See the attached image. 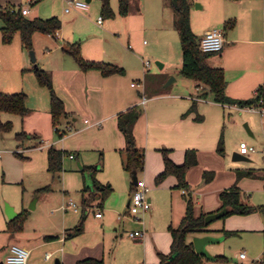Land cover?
<instances>
[{
  "label": "crops",
  "instance_id": "1",
  "mask_svg": "<svg viewBox=\"0 0 264 264\" xmlns=\"http://www.w3.org/2000/svg\"><path fill=\"white\" fill-rule=\"evenodd\" d=\"M197 1L199 0H193L191 28L199 40H202L207 32L217 28L218 23L224 28L229 21H235L233 29L224 31L225 47L223 51L213 55L207 63L213 68L224 70L227 95L230 98L235 100L252 99L258 87L264 86V0H222L224 11L220 19L213 20L205 26L200 25L207 21V18L205 16L199 18L197 15L202 7L197 4V9H194ZM35 4L36 2L32 3V5ZM165 4H163L162 10L157 5L154 6V23L160 29L169 27L170 20L174 23V13ZM33 11L28 18H40L36 17L38 14L31 17ZM88 11L75 9H71L68 13L65 11L66 15L76 13L71 21L73 30L80 29L81 17ZM138 14L140 15L141 11ZM165 14L166 16H163ZM130 16L131 13L123 18L128 20ZM67 22L69 21L64 17L62 28L56 35H45L54 39L56 41L54 44L57 45L53 64L51 63L52 68L43 70L50 73L53 87L64 102L66 111L70 114V117L63 121L61 129L67 130L70 127L71 131L62 139L57 137L50 113L49 91L41 87L37 80L32 83V80L25 79L23 76L21 83L7 85L11 89L20 87L28 96L29 114L24 118L18 117L14 120V125H18L21 132L31 135V138L16 143L19 153L25 160L23 175L30 173L29 186L34 191L51 186L49 193L35 196L36 200L29 210L34 212L39 208L48 207L53 215L60 212L58 215L60 221L50 217L41 227L40 220H36L35 216L33 217L32 213H29L22 232L10 234L6 230L3 248L0 244V264H4L12 245L20 246L30 252L28 264H41L42 260L34 261V253L38 249L56 244L61 245L56 249V252H62L60 260H57L59 264H76L87 258L102 259L106 264L105 238L103 235L96 234L94 229L88 227V224L84 227V232L81 235L68 238L73 229L79 225H75L77 218L72 217V215H79V207L76 203L77 211L71 208L65 209V207L72 197L77 198L82 206V190L85 186L92 185L90 174L85 171L90 167H98L101 172L99 171L100 173L97 175V181L102 185H109L113 189L103 208H97L95 205V208L90 211L94 212L97 226L103 227L104 223H120L124 226L127 222L131 225L134 224L133 228L137 230L135 232L145 233L143 243L146 251L143 264H158L159 254L169 255L171 253L170 227L177 228L180 225L187 209L183 191L175 189L177 184L175 177L167 178L160 186L155 184L156 177L164 170L161 150H169L171 159L178 165L184 163L187 151H196L198 165L187 173L190 192L196 204L195 217L217 213L222 208L221 192L233 186L237 179L236 171L245 168L244 166H233L230 156L222 157L217 153L222 127L226 122L227 115H231L228 111L233 108L215 103L210 94L206 99L199 98L203 87L199 88L198 83L190 79L184 81L189 87L184 92L181 89L173 91L168 89L169 86L165 88L166 91H162L163 94L160 93V90H155L153 91L155 94L148 97L138 90L141 87L140 84L132 86L134 83L127 81L125 76L103 77L100 72L96 71L82 72L74 59L63 52V48L67 44L80 43L82 55L89 61L104 62L119 67L124 65L121 60L123 58L118 56V49H110L105 46L102 39L92 38L82 42L80 38V42H75L79 35L77 30L67 38L68 40L63 39V36L66 37L64 30ZM2 28L3 23L0 24V31ZM37 35L39 34H36L34 38ZM57 41L62 42L57 43ZM180 60L182 64V58ZM169 63L171 62L165 60L162 69L166 68ZM146 72L147 70L144 68V78ZM143 97L148 99L145 105L142 104ZM133 106L143 109V115L135 126L134 134L137 147L145 151L144 170L138 173L136 178L124 169L122 150L125 148V141L117 126L118 115ZM193 106L195 110H191ZM198 117L201 120H196ZM0 139L4 141L5 135H0ZM50 147L67 153L63 160V171L57 176H53L48 171V150ZM0 151L6 152V150ZM71 155L74 158H71ZM245 158L247 160L241 161H248V157ZM233 161L235 160L233 159ZM205 171L215 172L216 177L213 182L204 183L203 174ZM136 180L145 181L151 190L149 198L152 206L151 210L145 214H151L150 219H158L163 215L162 222H160L163 224V230L160 232L135 216L142 214L131 207V195L133 187L136 186ZM238 186L242 191L243 201L251 204L253 203L252 198L248 194L263 192L264 180L244 178L239 181ZM98 209L102 211V218L95 216ZM14 210L16 211V209ZM262 215L258 213L244 217H229L221 226L211 223L208 228L210 233L192 234L189 236V242H193L195 237L207 235L222 237L221 242H223L228 238L223 231L253 234V236H259L262 241L264 239ZM166 227L167 232H165ZM218 244L209 245L212 246L210 247L212 250L209 246L207 250L213 257L227 258L229 260L227 264H232L241 252H246L240 250V252L233 253L229 259L225 255L226 250L217 246ZM256 253L255 256H258ZM46 254L42 264H46L52 259V257L49 260L46 259Z\"/></svg>",
  "mask_w": 264,
  "mask_h": 264
},
{
  "label": "rangeland",
  "instance_id": "2",
  "mask_svg": "<svg viewBox=\"0 0 264 264\" xmlns=\"http://www.w3.org/2000/svg\"><path fill=\"white\" fill-rule=\"evenodd\" d=\"M119 1L120 0H111V7L115 13V17L108 19L102 14L101 0H91L88 13L86 12V14L81 17L82 23L79 24V30H73L71 28V21L76 13L66 15L65 9L68 5L67 2L63 0H41L35 5H32V3L36 2V0H0V5L2 7L15 5L16 9L29 8L31 11L34 10L31 17L37 14L36 17L42 19L57 16L62 21H64L65 17L66 20L69 21L66 23L64 30V35L66 37L63 36V39L65 40H68L67 38L76 32V30L79 31V35L75 39V42H80V38L82 42L92 38L102 39L105 46L110 49L119 50L118 56H121L120 58H123L121 60L124 62V65L119 67L125 69L126 74L124 76L127 78V81L134 83L136 86L140 84L141 87H139L138 90L145 93L148 97H152V95L155 94L153 93L155 90H160V93L166 91L165 84L171 78H174L177 82L173 83L168 89L173 91L181 89L183 90L182 92H184L185 89L189 87L185 84L186 82H184L187 81L186 78L180 73L182 67L180 60L182 58V51L179 34L172 20H170V25L166 29H160L154 23V6L157 5L158 8L162 10L163 4L166 3L165 5L168 6L167 0H130L131 16L128 20L119 14ZM197 4L202 7L197 12L199 18H203V16L207 18V21L202 24L200 23V26H205L213 20L220 19L224 11L222 0H199L195 3L194 9H197ZM139 11H141L140 15L138 14ZM163 16H166V14ZM100 17L104 18V22H99ZM195 20L197 19L195 18ZM1 23L2 21L0 20V24ZM217 28L223 29L220 23H218ZM2 37L3 32L0 31V91L8 94L24 92L20 87L11 89L8 88L7 85L9 83H21L23 76L25 79L28 78L32 80V83H35L37 80L33 72L35 66L41 69L52 68L53 59L56 55L55 48L57 44H54L56 41L45 35L39 34L36 38H34L35 36L33 37L32 49L28 50L23 46L19 33L14 35L11 44H4ZM60 42L62 41H57V43ZM129 46L131 48H129ZM49 51L52 52L49 53ZM31 52L35 53L36 63H33L31 60ZM165 60L171 63H169L166 68L160 69L156 63L159 62L165 65ZM146 62L151 64L150 68L145 66ZM144 68L147 70L145 78L143 74ZM228 112L231 115H227L226 122L221 130L225 155L230 156V161L233 166H244L245 168L242 170L253 169L256 172L264 173V124L261 117L255 113L236 111L235 109L229 110ZM16 119H18V116L7 113L1 114V121L3 123L11 122L13 124V131L4 134V141L0 139V150H6V152H3V159L0 160L1 248H3L5 244L3 243L5 242L4 235L7 233L6 229L10 222L5 214L6 205L16 209L15 212L17 215L22 214L24 211L32 213L36 220H40L41 227L44 226L45 221L50 219V217L60 221L58 216L60 212L53 215L50 213V208L48 207L39 208L34 212L29 210L30 206L36 200L35 196L37 195H35V191L30 189L31 186H29L30 173L29 175H23L25 172V160L16 155L20 152L16 144L18 143L16 135L21 133L20 127L14 125V120ZM66 131L68 134L71 129L68 127ZM242 142L247 143L250 147H255L257 152L250 155L248 161H233L234 154L238 153ZM100 172H98L97 175ZM45 194L47 193L41 194V196ZM248 195L252 198L253 203H251V205L264 207V191L252 192ZM71 201L76 203L79 207V215H72L74 219L77 218L76 225L81 221L82 206L79 204L77 198L72 197ZM126 210L127 207L124 211L126 212ZM137 212L142 213L135 216L139 217L140 220L142 219L143 223L152 225L157 232L163 230V224H160L163 215L158 217V219H150L151 214L146 215L145 212L141 210H137ZM258 213L263 214L262 217L264 219V212ZM164 216L166 217V215ZM227 218L219 219L213 222V224L221 226ZM87 224L89 228L94 229L96 234L103 235L105 238L106 264H143L146 251L143 241H134L129 238L131 232L137 231L133 228L134 224L131 225L127 222L124 226L120 223H104L103 227H98V223L94 220V212L88 213L84 227L87 226ZM167 231L168 229L166 227L165 232ZM60 246L61 245L56 244L38 249L33 255L34 261L42 260V264L45 254L51 253L52 259L46 264H56V261L60 260L62 256V252H56V249ZM217 246L226 250L225 255L229 259L232 257L233 253L245 250L251 259L264 260V239L261 241L259 236H253V234L238 232L237 235L228 237ZM210 247L212 246H209V248ZM210 250H212V248H210ZM255 252L258 253V256H255Z\"/></svg>",
  "mask_w": 264,
  "mask_h": 264
},
{
  "label": "trees",
  "instance_id": "3",
  "mask_svg": "<svg viewBox=\"0 0 264 264\" xmlns=\"http://www.w3.org/2000/svg\"><path fill=\"white\" fill-rule=\"evenodd\" d=\"M41 0H36V3ZM239 1V0H231ZM168 6L174 13V26L177 30L182 50V68L181 75L198 83V87L202 88L200 97L206 99L208 95L213 96V100L217 104L237 106L240 108L249 107L257 104L259 99L264 96V86L258 87L255 96L249 100H235L227 95V81L225 72L222 68H213L208 65L207 61L211 58L213 53H205L201 49V40L195 35L191 28V10L193 7V0H167ZM102 14L108 18H114L115 13L111 7V0H101ZM119 14L122 17L130 14V0L119 1ZM104 20V18L102 17ZM0 20L3 23L2 41L4 44H11L14 35L20 34L23 46L30 50L32 49V40L36 34L56 35L62 28V21L58 17L49 19L34 18L30 19L23 16L19 9L15 6H0ZM235 21L226 23L223 30L225 32L233 29ZM63 52L72 57L77 63L79 69L84 72H100L103 77H110L114 75L124 76L126 71L124 68L118 67L113 64L104 62H96L86 60L82 55V46L80 43L67 44L63 48ZM33 72L36 75L38 84L46 88L50 94V113L52 115L53 127L59 139L67 135L66 130H62V124L65 119L70 117L66 111L64 102L57 95L52 78L49 72L35 66ZM28 96L24 92L8 94L0 91V134H8L13 131V124L11 122L3 123L1 121V114L7 113L13 116L24 118L30 112L27 107ZM191 110H195L193 106ZM143 115V109L138 106H133L127 111L118 115L117 126L118 130L124 138L125 148L122 150L124 154L123 166L124 169L132 176H137L138 173L144 170L145 166V151L137 147L134 129L138 121ZM196 120H201L199 117ZM31 138V135L26 132H21L16 135L18 142H23ZM164 160V170L156 179L155 184L160 186L169 177H175L177 184L175 189L183 191L184 200L186 202V215L182 219L177 228L170 227L169 232L172 237L171 253L169 255L159 254L158 264H201L210 262L204 257L195 252L192 242H189V236L192 234L210 233L209 226L206 223L208 215L202 214L200 217H195V201L192 193L190 192V185L187 181L188 171L198 165L197 153L194 150L187 151L185 154V161L183 164H176L170 157V151L167 149L161 150ZM217 153L224 157L225 148L223 136L221 137ZM18 157H24L17 153ZM67 155L66 152L50 147L48 150V171L57 176L63 171V160ZM90 174L92 181L91 186H85L82 190V216L81 221L75 227L68 238L76 237L84 232L85 220L88 213L95 208H103L107 198L111 195L113 189L109 185L100 184L97 179V173L100 171L98 167L86 168ZM236 183L230 188L224 190L220 194L222 208L217 213L227 210V215L222 219L230 216H248L258 212H264V207H256L243 201L242 191L238 186L240 180L244 178L261 179L264 180L263 172H256L253 169L237 170ZM216 177L215 172L205 171L203 174V181L209 184L214 181ZM135 187H133V191ZM51 191L50 186L38 189L35 195H41ZM216 214V213H212ZM209 214V215H212ZM29 212L24 211L16 218L10 220L7 226V232L16 234L23 231L25 223L28 219ZM227 237L235 236L237 231H223ZM214 262H222L227 264L229 260L225 257H214ZM76 264H105L102 259L87 258L78 261Z\"/></svg>",
  "mask_w": 264,
  "mask_h": 264
},
{
  "label": "built area",
  "instance_id": "4",
  "mask_svg": "<svg viewBox=\"0 0 264 264\" xmlns=\"http://www.w3.org/2000/svg\"><path fill=\"white\" fill-rule=\"evenodd\" d=\"M67 2V9L65 10L67 13L71 9L79 10V11H88L90 7V3L87 0H66ZM20 13L28 17L31 13V10L29 8L19 9ZM99 22L102 23L103 19L102 17L99 18ZM264 43V41H263ZM225 47V35L224 30L220 28H213L209 32L205 34V36L201 40V49L205 53H213L218 54L223 51ZM129 48H131L129 46ZM145 66L147 68H150L151 64L149 62L145 63ZM136 86V85H132ZM148 99L146 97L142 98V104H147ZM233 109L236 111H243V112H250L258 114L262 122L264 124V96L259 99L257 104L240 108L237 106H232ZM70 128V127H69ZM257 152L255 147L248 146L247 143L242 142L240 144V148L238 153L244 157H250V155L255 154ZM71 158H74L73 155L70 156ZM3 158V152L0 151V160ZM150 188L147 186L145 181L138 180L137 185L135 186V190L133 191L131 195V207L135 210H141L143 212H149L151 210V200L149 198ZM71 208L77 211V207L73 201H70L65 207V209ZM97 218H102V211L98 209L96 211ZM129 238H131L134 241H143L145 239V233L140 232H132L129 234ZM52 256L51 254H46V259H50ZM30 258V252L26 250L25 248H22L17 245H12L9 248V254L4 262V264H28ZM264 260L262 259H251L246 252H241L237 258L232 262V264H263ZM201 264H213L211 262H204Z\"/></svg>",
  "mask_w": 264,
  "mask_h": 264
},
{
  "label": "water",
  "instance_id": "5",
  "mask_svg": "<svg viewBox=\"0 0 264 264\" xmlns=\"http://www.w3.org/2000/svg\"><path fill=\"white\" fill-rule=\"evenodd\" d=\"M89 3L91 2V0H87ZM198 6V5H197ZM31 60L33 63H36V57H35V53L31 52ZM158 65V67L160 69L163 68V64L157 62L156 63ZM175 82L174 78L169 79V81L165 84V88L171 86L173 83ZM247 127V126H246ZM249 130V129H248ZM234 160L235 161H241V160H247L244 156L240 155L239 153H235L234 154ZM134 178H136V176H134ZM135 185H137V180L135 181ZM33 208V207H32ZM227 210H223L219 213L216 214H212V215H208L206 218V223L208 225H210L211 223L222 219L223 217H225L227 215ZM5 214L7 215V217L9 218V220H12L14 218L17 217V213L15 212L13 207H10L9 205H6L5 208ZM223 240V238H217V237H212V236H202V237H195L193 239V245L195 248V252L204 257L205 259H207L208 261H210L211 263L214 262V257L208 252L207 247L209 245H213V244H218ZM56 264H59L58 261H56Z\"/></svg>",
  "mask_w": 264,
  "mask_h": 264
}]
</instances>
